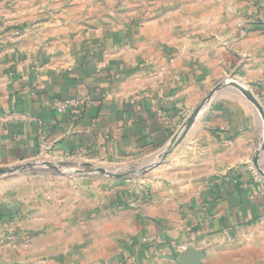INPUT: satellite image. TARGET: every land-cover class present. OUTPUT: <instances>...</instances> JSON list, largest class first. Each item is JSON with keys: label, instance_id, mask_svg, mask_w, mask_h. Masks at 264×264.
<instances>
[{"label": "crops", "instance_id": "1", "mask_svg": "<svg viewBox=\"0 0 264 264\" xmlns=\"http://www.w3.org/2000/svg\"><path fill=\"white\" fill-rule=\"evenodd\" d=\"M198 4L175 23L122 0H0V166L149 160L227 83L148 182L0 196V264H264V119L232 83L264 106V0Z\"/></svg>", "mask_w": 264, "mask_h": 264}, {"label": "rangeland", "instance_id": "2", "mask_svg": "<svg viewBox=\"0 0 264 264\" xmlns=\"http://www.w3.org/2000/svg\"><path fill=\"white\" fill-rule=\"evenodd\" d=\"M123 2L125 4L124 8L136 7L139 10L148 8V10L151 9L150 11L165 12L168 11V8L170 9V19L175 23H179L186 19L183 18V15L189 16V10L203 5L198 4V2L202 3L204 0H122ZM195 4L198 5L196 6ZM206 6H209L208 3H206ZM183 140L184 138L161 165L168 164L170 160L176 162L174 155L177 153V149L181 146ZM46 161L56 164L62 172L60 173L44 165L43 163ZM28 163L33 164V166L0 176V196L3 199L10 200L11 196H16L23 200L30 198L39 200L42 198L53 201L59 198L62 199L63 197L68 198L79 195L77 191L73 190L79 189L84 184L93 186L105 184L106 186L110 184L121 186L130 183L132 186H138L140 181L148 182V179L153 178L155 169L161 166L158 165L142 171L140 168L144 166L145 159L123 158L120 160H105L99 157L71 154L59 158L40 156L32 160L9 164L8 167L21 166ZM98 166L117 172L128 170H135V172L122 178H116L105 173L93 171ZM80 199L87 201L85 198Z\"/></svg>", "mask_w": 264, "mask_h": 264}, {"label": "water", "instance_id": "3", "mask_svg": "<svg viewBox=\"0 0 264 264\" xmlns=\"http://www.w3.org/2000/svg\"><path fill=\"white\" fill-rule=\"evenodd\" d=\"M232 83L255 106L256 110L259 112V114H261V116L264 119V106L261 103V101L258 99L256 94L254 92H252L251 90H249L244 85L240 84V83H237V82H232ZM226 86H227L226 82H221V83L217 84L209 92L207 97L204 100H202V102L199 104V106H197V108L194 110V112L190 115L189 119L187 120V123H186L185 127L181 130V132L178 134V136L175 138V140H173L170 144L166 145L156 156H153L149 160H146L145 163H144V166L142 168H140V170L146 171L147 168L151 169V168H154L155 166H158L161 163H163L166 160L167 156L173 151V149L185 137V135L187 134L188 130L191 128L193 123L201 116V114L203 113V111L205 110L207 105L212 101V99L216 96V94L220 90L225 88ZM263 151H264V139H263V142H262L259 150L256 153V156L254 157V164H255L257 170L261 174L264 175V172H263V170H262V168L260 167V164H259L260 153L263 152ZM157 157H158V159H157ZM43 164L48 166L49 168H53V169L57 170L60 173L62 172L59 169V167L56 164L52 163V162H47L46 161ZM32 166H33V164H31V163L23 164L21 166H15V167L0 166V176L4 175V174L13 173V172H16V171H19V170L27 169V168L32 167ZM93 171L105 173V174H108V175L116 177V178H122V177H125V176L135 172V170L117 172V171L109 170V169L104 168L102 166H98L97 168L93 169Z\"/></svg>", "mask_w": 264, "mask_h": 264}, {"label": "built area", "instance_id": "4", "mask_svg": "<svg viewBox=\"0 0 264 264\" xmlns=\"http://www.w3.org/2000/svg\"><path fill=\"white\" fill-rule=\"evenodd\" d=\"M89 101H90V98L86 97V96L69 98V99H65L62 102H60L59 108H65V107H68L70 105H76V104H80V103L84 104V103H87Z\"/></svg>", "mask_w": 264, "mask_h": 264}, {"label": "bare ground", "instance_id": "5", "mask_svg": "<svg viewBox=\"0 0 264 264\" xmlns=\"http://www.w3.org/2000/svg\"><path fill=\"white\" fill-rule=\"evenodd\" d=\"M158 159V158H157Z\"/></svg>", "mask_w": 264, "mask_h": 264}]
</instances>
